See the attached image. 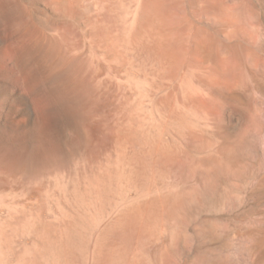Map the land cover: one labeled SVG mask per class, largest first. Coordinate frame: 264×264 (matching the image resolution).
<instances>
[{
    "label": "rangeland",
    "instance_id": "374dc122",
    "mask_svg": "<svg viewBox=\"0 0 264 264\" xmlns=\"http://www.w3.org/2000/svg\"><path fill=\"white\" fill-rule=\"evenodd\" d=\"M0 264H264V0H0Z\"/></svg>",
    "mask_w": 264,
    "mask_h": 264
}]
</instances>
